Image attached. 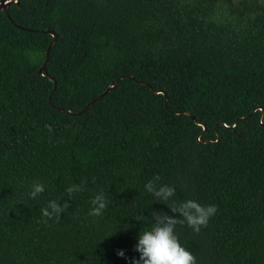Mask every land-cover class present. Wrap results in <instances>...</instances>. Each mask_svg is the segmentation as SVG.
Listing matches in <instances>:
<instances>
[{"label": "trees", "instance_id": "obj_1", "mask_svg": "<svg viewBox=\"0 0 264 264\" xmlns=\"http://www.w3.org/2000/svg\"><path fill=\"white\" fill-rule=\"evenodd\" d=\"M7 10L0 264H135L153 213L178 215L145 190L157 176L172 200L217 207L199 233L175 227L197 264H264V115L254 111L264 108V0H10ZM49 29L58 37L40 74ZM34 182L45 191L32 199ZM74 184L84 190L69 196ZM101 192L107 208L90 216ZM52 200L69 204L58 221L42 216Z\"/></svg>", "mask_w": 264, "mask_h": 264}, {"label": "clouds", "instance_id": "obj_2", "mask_svg": "<svg viewBox=\"0 0 264 264\" xmlns=\"http://www.w3.org/2000/svg\"><path fill=\"white\" fill-rule=\"evenodd\" d=\"M51 130V126H47ZM160 177L148 181L145 190L151 193L157 201L167 204L176 216H170L163 212H154V224L150 230L140 233L136 251L141 255L135 264H197V258L179 242L175 232L176 225L187 222L194 232L199 233L202 227H207L210 217L215 215V205L204 206L195 200L176 202L172 200L175 196V187L169 185H158ZM84 188L81 185H72L67 189L71 196L73 193L81 192ZM45 191V185L41 182H34L31 186L30 197L35 199L38 194ZM92 208L90 216L100 217L107 208L108 201L103 192L95 195L91 200ZM69 207L68 201L63 205L52 200L47 207L41 209L42 216L47 219H60V214ZM183 219H177V217ZM47 219L44 221L47 223ZM118 255L123 256L121 250Z\"/></svg>", "mask_w": 264, "mask_h": 264}, {"label": "water", "instance_id": "obj_3", "mask_svg": "<svg viewBox=\"0 0 264 264\" xmlns=\"http://www.w3.org/2000/svg\"><path fill=\"white\" fill-rule=\"evenodd\" d=\"M10 4V0H1L0 1V10H5V11H8L7 9H8V5ZM8 13V12H7ZM8 16L10 17V15H9V13H8ZM16 24V26H18V27H21V25L20 24H18V23H15ZM23 28V27H22ZM25 29H29V28H25ZM46 32H48V33H51L52 35H53V39H52V41H51V43H50V45L48 46V48H47V52H46V60H45V62L40 66V68H39V70H38V73H40V74H42V73H47V64H48V61H49V54H50V49H51V46L56 42V40H57V37H58V35L56 34V32L54 31V30H45ZM123 76H121L120 78H122ZM120 78L116 81V82H112L102 93H100L99 95H97L96 97H94L91 101H89L88 102V104L85 106V108H83L81 111H78V112H75V114H80V113H82V112H84L85 110H87V109H89L90 108V106L92 105V103L94 102V101H96L97 99H99V98H101L102 96H104L106 93H108L112 88H114L117 84H118V82H119V80H120ZM52 79L54 80V78L52 77ZM54 88H56V83H55V86H54ZM158 93H163L164 95H165V99L167 100V95H166V92L164 91V90H162V89H158V90H156ZM53 92H54V89L52 90V92H51V94H50V101L52 100V94H53ZM258 108H260L261 109V118H263V115H264V108L263 107H257V108H255L254 109V111L255 110H257ZM67 111H69V112H71L70 110H67ZM181 111H177V113H180ZM71 113H73V112H71ZM184 113H186V114H188L189 116H191L194 120H196V117H195V115H193L192 113H190V112H185L184 111ZM262 120V119H261ZM196 122L198 123V124H201L202 126H203V132H205L206 131V125L204 124V123H202V122H199V121H197L196 120ZM225 126H227V127H234L235 126V122L232 124V125H226L225 124ZM200 136H201V134L198 136V138L200 139ZM217 140H218V138H217Z\"/></svg>", "mask_w": 264, "mask_h": 264}]
</instances>
